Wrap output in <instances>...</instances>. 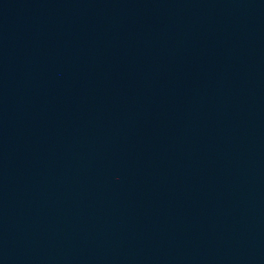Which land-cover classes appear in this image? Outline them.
Returning a JSON list of instances; mask_svg holds the SVG:
<instances>
[{
	"label": "water",
	"instance_id": "obj_1",
	"mask_svg": "<svg viewBox=\"0 0 264 264\" xmlns=\"http://www.w3.org/2000/svg\"><path fill=\"white\" fill-rule=\"evenodd\" d=\"M0 264H264V0H0Z\"/></svg>",
	"mask_w": 264,
	"mask_h": 264
}]
</instances>
